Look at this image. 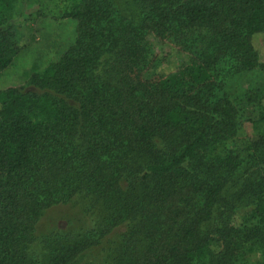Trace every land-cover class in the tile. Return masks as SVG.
Here are the masks:
<instances>
[{
  "label": "trees",
  "instance_id": "obj_1",
  "mask_svg": "<svg viewBox=\"0 0 264 264\" xmlns=\"http://www.w3.org/2000/svg\"><path fill=\"white\" fill-rule=\"evenodd\" d=\"M18 1L0 0V71L20 49ZM60 1L72 44L30 88L0 90V264H75L91 249L103 264H264V186L247 187L243 216L222 196L242 159L225 85L264 72V0H134V19L112 0ZM154 42L184 55L162 77H147ZM59 205L90 225L37 238Z\"/></svg>",
  "mask_w": 264,
  "mask_h": 264
},
{
  "label": "rangeland",
  "instance_id": "obj_2",
  "mask_svg": "<svg viewBox=\"0 0 264 264\" xmlns=\"http://www.w3.org/2000/svg\"><path fill=\"white\" fill-rule=\"evenodd\" d=\"M133 1L112 0L116 13L126 19H134ZM63 10L60 0L18 1L14 11V29L21 37L20 49L0 71V90L10 87L30 88V76L58 59L72 44L77 25L70 18L59 17ZM256 49L260 62H264V39L257 42ZM153 56L155 66L147 72V77H162L184 61V55L170 43L154 42ZM225 92L242 122L234 142V147L241 154V163L226 179L227 183L222 192V196L234 205L229 212L232 217H236L247 214L251 208L253 199L250 197L251 192L246 191L247 187L254 190L259 184L264 186V151L250 150L251 144L259 145L264 136V125L255 122L258 117L255 99L264 95V72L253 70L232 76L226 81ZM236 191L242 196L233 200ZM89 225V219H83L79 211L68 206H53L43 212L36 226L35 236L38 238L51 231L77 234ZM104 256L91 249L82 253L75 264H103Z\"/></svg>",
  "mask_w": 264,
  "mask_h": 264
}]
</instances>
